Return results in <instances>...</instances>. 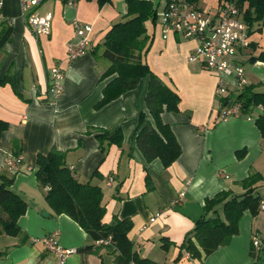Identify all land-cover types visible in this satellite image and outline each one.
<instances>
[{
    "label": "crops",
    "instance_id": "1",
    "mask_svg": "<svg viewBox=\"0 0 264 264\" xmlns=\"http://www.w3.org/2000/svg\"><path fill=\"white\" fill-rule=\"evenodd\" d=\"M147 1L161 10L165 3ZM218 3L198 0L196 6L213 10ZM36 12L51 16L46 36L34 35L17 0H0V119L8 124L0 137V175L13 178L11 190L27 205L17 223L19 234L0 235V264H59L57 255L41 241L46 237L74 251L62 264H115L108 245L96 244L89 254L79 252L93 242L73 220L56 216L45 202V189L36 179L37 158L51 150L64 154L75 180L101 189L103 223L113 218L132 222L128 239L140 258L158 264H255L250 254L253 243L257 251L263 248L256 256L258 264H264V210L260 205L255 216L244 211L237 234L211 254L194 259L181 248L199 219L224 220L221 204L215 206V213L205 212L206 200L223 192L229 198L242 195L243 181L254 173L262 177L254 187L264 201V138L255 124L261 110L254 109L251 119H221L224 108L217 94V74L188 61L195 41L172 32L163 37L158 23L147 21L149 47L142 62L179 98L177 112L164 111L161 121L170 127L181 149L167 168L159 159L147 163L135 144V134L140 115L153 123L145 106L148 77L96 108L104 88L115 77H102L110 66L103 57L104 34L129 19L125 0H111L102 7L97 0L47 1ZM75 20L91 25V47L70 59L67 46L78 42L72 27ZM251 29L250 45L240 62L246 86L264 93V63L253 60L264 42L259 43ZM53 70L62 76L58 94L53 92ZM7 77L13 84H1ZM117 129L122 133L120 146L108 145L106 140L100 145L97 136ZM7 161H15L12 172L4 167ZM95 171L98 176L93 175ZM163 240L168 241L167 248Z\"/></svg>",
    "mask_w": 264,
    "mask_h": 264
},
{
    "label": "trees",
    "instance_id": "2",
    "mask_svg": "<svg viewBox=\"0 0 264 264\" xmlns=\"http://www.w3.org/2000/svg\"><path fill=\"white\" fill-rule=\"evenodd\" d=\"M195 3L198 0H187ZM111 0H97L100 7ZM127 17L125 22L111 26L103 38V57L109 61V68L103 73L106 78L115 77L103 90V97L96 105L100 108L118 98L127 91L136 88L139 81L148 77V87L145 96V106L153 123L146 121L140 115L135 134V144L147 163L159 159L164 168L169 167L180 155L181 149L170 127L161 121V113L164 111L176 113L179 98L164 83L150 71L147 64L142 62V54H145L147 45L145 22H155L156 9L147 0H125ZM238 7L242 11L243 19L248 27L253 23L264 26V0H237ZM253 60L264 63V48ZM3 82L13 80L7 77ZM236 100L241 103L242 116H250L256 107L264 110V93L254 92V87L245 86ZM255 124L264 138V111L257 117ZM8 127V124L0 119V137ZM102 145L106 140L108 145L122 143V133L117 129L114 133L104 132L97 136ZM102 152L105 149L101 146ZM98 176V172L93 174ZM0 235L16 236L20 229L18 220L26 213L25 201L11 190L13 178L8 175H0ZM36 179L41 188L45 189L44 199L56 216L66 215L73 220L93 242L79 249L83 254L93 252L96 244L108 241L107 247L115 254V264H158L144 258H140L132 248L128 239V233L132 228L129 219L119 220L113 218L111 223H103L105 207L102 205L103 194L99 187L89 182L81 183L75 180L64 162V154L51 150L45 156L37 158ZM147 185L148 178H146ZM262 180L258 173L250 175L242 183L245 192L240 196L229 198V193H219L213 199L206 200L205 212H216L215 206L221 204L224 220L215 217L213 219L202 218L195 223V227L184 240L181 248L186 250L191 257L198 259L207 256L224 245L229 237L237 234L238 221L244 211L251 215L258 214L261 197L255 194V185ZM150 189V188H149ZM163 248L169 246L168 241L162 243ZM262 253L263 248L258 250ZM257 249L250 246V254L255 258V264L259 259L256 256Z\"/></svg>",
    "mask_w": 264,
    "mask_h": 264
},
{
    "label": "built area",
    "instance_id": "3",
    "mask_svg": "<svg viewBox=\"0 0 264 264\" xmlns=\"http://www.w3.org/2000/svg\"><path fill=\"white\" fill-rule=\"evenodd\" d=\"M26 25L36 37L46 36L50 33L51 16H40L36 8L47 1L75 0H17ZM219 3L213 10H205L187 0H165L160 13L159 27L163 37L168 34L178 33L186 40L195 41L196 45L188 56L191 63H199L204 69L217 74V94L222 96L223 108L221 119L242 116L241 103L236 100L241 90L247 85L244 66L240 62L242 53L249 48L250 30L243 19L242 11L237 0H217ZM74 34L78 36L76 44H68L67 51L70 59H75L84 54L91 47V25L72 22ZM61 74L52 71L53 92L58 94L61 90L59 80ZM228 87H231L232 93ZM259 115L263 112L261 107ZM255 108V109H256ZM251 119L250 116H244ZM15 161H7L4 167L12 172ZM260 209L264 210V201L260 202ZM42 243L54 252L62 264L74 251L56 246L52 237L43 238ZM108 245V241L101 242ZM254 244L258 242L255 240Z\"/></svg>",
    "mask_w": 264,
    "mask_h": 264
},
{
    "label": "rangeland",
    "instance_id": "4",
    "mask_svg": "<svg viewBox=\"0 0 264 264\" xmlns=\"http://www.w3.org/2000/svg\"><path fill=\"white\" fill-rule=\"evenodd\" d=\"M156 12H157V17H156L157 19L155 21H156V23L159 24V22L161 20V18H160V13L162 12L161 8L156 9ZM251 26H252V29H251L252 35H254L256 37V40L259 43L263 44V42H264V28H262L260 31H257V28L259 27V25L256 22L253 23ZM109 261H111V260L110 259L107 260V263Z\"/></svg>",
    "mask_w": 264,
    "mask_h": 264
},
{
    "label": "water",
    "instance_id": "5",
    "mask_svg": "<svg viewBox=\"0 0 264 264\" xmlns=\"http://www.w3.org/2000/svg\"><path fill=\"white\" fill-rule=\"evenodd\" d=\"M43 216H47L46 214H45V212L42 214Z\"/></svg>",
    "mask_w": 264,
    "mask_h": 264
}]
</instances>
